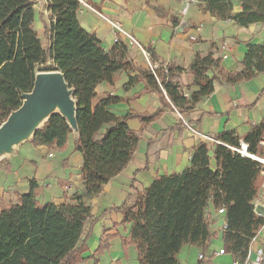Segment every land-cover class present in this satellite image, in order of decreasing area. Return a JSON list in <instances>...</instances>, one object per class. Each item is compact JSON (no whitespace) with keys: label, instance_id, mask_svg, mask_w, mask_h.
Wrapping results in <instances>:
<instances>
[{"label":"trees","instance_id":"obj_1","mask_svg":"<svg viewBox=\"0 0 264 264\" xmlns=\"http://www.w3.org/2000/svg\"><path fill=\"white\" fill-rule=\"evenodd\" d=\"M234 1L201 0L199 6L217 19L233 20L242 27L264 23V0H238L242 7L237 13L233 12ZM36 2L0 0V124L21 105V94L31 91L36 72L62 71L75 88L78 104L80 135L75 147L84 154V189L63 204H43L37 199L36 182H31L29 192L15 193L16 202H2L0 264H81L90 257L87 236L82 239L91 216L87 199L98 195L104 184L124 170L139 141L126 121L137 117L147 125L155 117L147 113L119 117L109 105L123 98L111 95L93 107L96 86L113 82L120 70H136L146 80L143 91L157 92L183 113L213 93L216 81L238 82L264 72V45L249 48L240 72L227 71L222 58L212 53L197 55L190 68L196 89L187 96L174 80L172 65L154 70L135 65L123 42L106 51L97 36L81 25L78 0H48L51 44L45 49L34 27ZM108 124L111 126L98 139L97 134ZM71 134L66 119L54 114L30 143L47 146L51 152L63 151ZM263 138L264 121L242 138L228 130L213 144H199L186 170L159 175L143 193L133 195L119 208L121 224H131L129 235H108L96 253L104 252L120 236L125 254L129 245L135 246L138 264H178L185 245L209 248L214 222L211 209L218 212L223 207L227 223L223 249L244 263L252 238L264 226L254 208L262 166L232 148L244 141L251 153L263 155Z\"/></svg>","mask_w":264,"mask_h":264},{"label":"crops","instance_id":"obj_2","mask_svg":"<svg viewBox=\"0 0 264 264\" xmlns=\"http://www.w3.org/2000/svg\"><path fill=\"white\" fill-rule=\"evenodd\" d=\"M87 1L105 17L120 21L151 51L148 61L138 45H131L123 38L121 42L127 46L129 59L135 65L146 69L172 65L176 73L174 80L187 96L196 89L190 68L197 55L212 53L222 58L227 71L240 72L249 48L264 45V23L242 27L233 20L217 19L201 9V0ZM34 7V27L43 47L48 49L51 44L48 0L43 3L37 0ZM241 7L240 1H234L233 12H239ZM78 18L87 31L97 36L106 51L116 48L115 34L106 19L83 7ZM145 85L146 80L139 71L120 70L115 73L113 82L102 81L95 88L97 95L93 107L111 95L123 98L109 105L115 115L147 113L155 117L147 125L137 117L126 121L129 128L138 133L139 141L124 170L104 184L98 195L87 199L91 216L82 239L87 236L90 257L81 264H129L133 256L138 259L134 245H129L125 254L120 236L114 237L104 252L96 253L100 241L108 235H129L131 224H121L123 214L119 208L133 195L143 193L159 175L180 174L186 170L199 144H213L228 130L242 138L253 126L264 121V72H256L253 77L238 82L216 81L213 93L185 110L182 115L199 135L186 127L169 99L162 100L155 91H143ZM110 126L104 125L97 138L100 139ZM76 141L71 134L63 151L51 152L47 146L32 144L12 154L5 166L0 167V211L2 202H16V192H29L31 182H36L37 199L43 204H63L74 193L82 191L81 167L85 159L83 152L76 149ZM211 210L214 222L209 248L185 245L178 255V264H233L235 258L230 253H219L223 249L224 215L214 208ZM252 247L254 250L264 248V226L258 231ZM202 253L204 260L199 258Z\"/></svg>","mask_w":264,"mask_h":264},{"label":"water","instance_id":"obj_3","mask_svg":"<svg viewBox=\"0 0 264 264\" xmlns=\"http://www.w3.org/2000/svg\"><path fill=\"white\" fill-rule=\"evenodd\" d=\"M43 3V0H39ZM22 103L0 124V162L10 158L54 115L66 119L72 135L78 140V104L75 88L60 70L38 71L31 91L21 94Z\"/></svg>","mask_w":264,"mask_h":264},{"label":"built area","instance_id":"obj_4","mask_svg":"<svg viewBox=\"0 0 264 264\" xmlns=\"http://www.w3.org/2000/svg\"><path fill=\"white\" fill-rule=\"evenodd\" d=\"M81 7L83 8H87L91 11L97 12L101 17H103L104 19H106L111 27L112 30L115 34V42L119 43L121 41H123V38L128 39L129 44L131 45H138V47L140 48V50L142 51V53L144 54V56L146 57V59L148 61H150L151 58V51L149 49H147L146 47H144L143 45H141L137 39L135 38V36L133 34H130L123 26V24L118 21V20H111L107 17H105L103 14L99 13L91 3H89L87 0H78ZM201 27L197 28L200 29ZM192 39H195V36L191 35ZM224 48L226 49V44L224 45ZM225 57H227L225 55ZM166 67V66H165ZM155 67H151L152 70H154ZM175 109V111L179 114L180 119L184 122V124L186 125L187 128H189L191 130V132L195 135H199V133L194 130L190 124L186 121V119L184 118V116L182 115L181 111L176 108L173 107ZM260 145L263 147L264 150V138L261 139L260 141ZM248 144L245 143L244 141H241V145L240 147H233L232 149L241 153L243 156H247L250 157L256 161H258L261 166V176H262V184H261V190H260V194L258 195V197L255 199L254 201V208H255V212L257 215L261 216L264 219V154L263 155H259V154H255V153H251L248 149ZM52 156V154L50 155ZM218 213L219 214H224V208H219L218 209ZM227 228V223L226 221L224 222V226H223V230H225ZM257 239V234L252 238L250 247L248 249V253H247V258L246 261L244 263H241L239 260L235 259L233 264H264V248H257V249H253L252 245L253 243L256 241ZM227 251H225L224 249H221L219 251L220 254H224ZM199 258L201 260L205 259V255L204 253L199 255Z\"/></svg>","mask_w":264,"mask_h":264},{"label":"rangeland","instance_id":"obj_5","mask_svg":"<svg viewBox=\"0 0 264 264\" xmlns=\"http://www.w3.org/2000/svg\"><path fill=\"white\" fill-rule=\"evenodd\" d=\"M27 145H32L31 143H30V141H28V142H25L22 146H20V148H19V150H17V152H15V153H19V151H21L24 147H26ZM11 157V156H10ZM7 159H9V158H7ZM7 159H5L3 162H1L0 163V167H4L5 166V161L7 160ZM106 258H105V262H106ZM94 263H95V261H94ZM129 264H138V259H137V257H135L134 258V256L130 259V263Z\"/></svg>","mask_w":264,"mask_h":264}]
</instances>
